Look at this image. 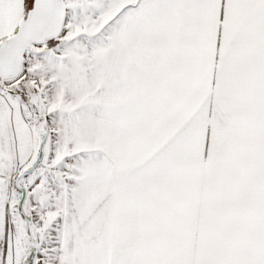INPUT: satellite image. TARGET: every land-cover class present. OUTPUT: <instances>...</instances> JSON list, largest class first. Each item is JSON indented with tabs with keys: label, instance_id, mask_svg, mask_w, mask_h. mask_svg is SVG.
Listing matches in <instances>:
<instances>
[{
	"label": "snow or ice",
	"instance_id": "obj_1",
	"mask_svg": "<svg viewBox=\"0 0 264 264\" xmlns=\"http://www.w3.org/2000/svg\"><path fill=\"white\" fill-rule=\"evenodd\" d=\"M0 264H264V0H0Z\"/></svg>",
	"mask_w": 264,
	"mask_h": 264
}]
</instances>
